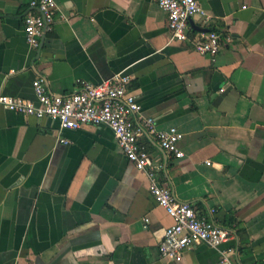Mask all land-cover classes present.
<instances>
[{"label":"crops","instance_id":"0c3cea01","mask_svg":"<svg viewBox=\"0 0 264 264\" xmlns=\"http://www.w3.org/2000/svg\"><path fill=\"white\" fill-rule=\"evenodd\" d=\"M31 1L0 0V96L34 99L37 79L69 96L129 76L138 117L183 134L180 159L139 138L157 182L230 233L220 249L233 264H264V0H197L209 19L192 17L186 42L154 0H54L37 48L22 30ZM209 30L214 60L194 51ZM147 187L107 127L64 130L0 107V264H219L203 244L159 257L173 220Z\"/></svg>","mask_w":264,"mask_h":264},{"label":"built area","instance_id":"2783aa9c","mask_svg":"<svg viewBox=\"0 0 264 264\" xmlns=\"http://www.w3.org/2000/svg\"><path fill=\"white\" fill-rule=\"evenodd\" d=\"M154 1L166 15L171 39L178 42L188 41L192 17H200L205 22L209 19L197 0ZM30 6L36 13L24 17L22 30L27 44L37 48L40 38L54 20L56 4L54 0H32ZM220 42L221 37L215 31H205L195 40L194 51L214 60L220 50ZM130 81L129 76L117 74L97 85L80 82L77 93L55 96L48 94L42 80L37 79L32 82L34 99L0 96V107L21 116L52 119L64 130H76L83 125L107 127L127 161L144 173L148 192L157 206L173 220L159 244V257L179 262L183 253L203 244L219 250V264H233L230 249H220L230 239V233L211 219L198 216L190 204L178 202L169 189L157 182L156 174L161 166L154 163L139 138H153L164 152L180 159L183 153L179 142L183 134L176 128L158 131L151 118L138 117L141 106L135 96L127 92ZM63 143L66 145L68 141L63 140Z\"/></svg>","mask_w":264,"mask_h":264}]
</instances>
